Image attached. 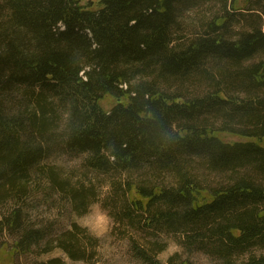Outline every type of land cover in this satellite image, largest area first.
<instances>
[{"label":"trees","instance_id":"trees-1","mask_svg":"<svg viewBox=\"0 0 264 264\" xmlns=\"http://www.w3.org/2000/svg\"><path fill=\"white\" fill-rule=\"evenodd\" d=\"M263 53L264 0L0 1V233L13 253L98 262L88 229L28 212L32 184L79 214L98 198L44 164L67 154L109 184L104 206L142 236L130 237L142 263L193 264L159 260L175 236L214 264H264Z\"/></svg>","mask_w":264,"mask_h":264},{"label":"rangeland","instance_id":"rangeland-1","mask_svg":"<svg viewBox=\"0 0 264 264\" xmlns=\"http://www.w3.org/2000/svg\"><path fill=\"white\" fill-rule=\"evenodd\" d=\"M96 1L83 0V3H96ZM187 20H185L186 24ZM260 60H264V53L255 59V61ZM228 140L240 141L241 139L230 137ZM262 144L264 145V140ZM44 164L61 170L67 177L73 178L75 183L77 181H86L88 184L92 182L94 187L97 186L98 198H92L87 211L79 214L67 202L61 200L58 193L52 191L36 193V185L32 184L33 194L28 207L31 219L39 224L53 225L56 230H66L73 223H78L83 228L88 229L92 235L101 239L100 258L96 264H144L135 258L130 242V237L138 239L142 236L133 230H127L118 225L110 208L104 206L103 199L109 191V184L103 181L105 180L104 177H96L90 172L86 174L87 172L82 165V156L55 154ZM85 174L87 175L86 178ZM163 238L167 243V249L158 257L162 263H167L169 258L177 253L181 254L184 259H190L193 264L215 263L211 257L203 253L191 255L186 253L180 245L179 239L175 236H163ZM13 242L14 239L7 233H0V245H4L0 247V264H34L36 261H47L54 258H61L66 264H86L82 261L71 260L60 250L42 256L33 254L15 255L12 249Z\"/></svg>","mask_w":264,"mask_h":264}]
</instances>
